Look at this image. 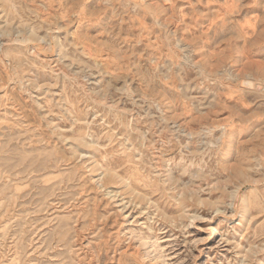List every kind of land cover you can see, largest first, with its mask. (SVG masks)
Segmentation results:
<instances>
[{"label": "rangeland", "instance_id": "rangeland-1", "mask_svg": "<svg viewBox=\"0 0 264 264\" xmlns=\"http://www.w3.org/2000/svg\"><path fill=\"white\" fill-rule=\"evenodd\" d=\"M0 264H264V0H0Z\"/></svg>", "mask_w": 264, "mask_h": 264}]
</instances>
